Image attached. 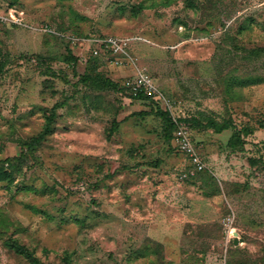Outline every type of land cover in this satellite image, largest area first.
I'll return each instance as SVG.
<instances>
[{
    "label": "rangeland",
    "instance_id": "374dc122",
    "mask_svg": "<svg viewBox=\"0 0 264 264\" xmlns=\"http://www.w3.org/2000/svg\"><path fill=\"white\" fill-rule=\"evenodd\" d=\"M99 36L127 38L135 64L96 68ZM0 65V170L18 158L0 264H31L13 240L47 264H264V0H0ZM138 67L160 108L200 120L185 122L204 169L155 104L92 83Z\"/></svg>",
    "mask_w": 264,
    "mask_h": 264
},
{
    "label": "trees",
    "instance_id": "16d2710c",
    "mask_svg": "<svg viewBox=\"0 0 264 264\" xmlns=\"http://www.w3.org/2000/svg\"><path fill=\"white\" fill-rule=\"evenodd\" d=\"M99 37H104V36H99ZM91 59L92 62L95 64V67L98 68V66L102 65L107 59H111L112 53L111 51H101L99 54H94L93 50H92V54H91ZM68 60L70 62H72L73 64H76L78 61V57L73 55L72 52L69 50L68 56H67ZM2 70V65H0V72ZM93 77V76H91ZM95 87L99 88V89H105V88H120L122 90H125L129 93L130 97L136 100H142V101H147L149 103H153L156 105L157 107V111L158 113L162 116V118L166 121L167 123V128H168V132L167 133V140L171 141V143L173 144L174 147H176L173 143L174 140V136H175V131L177 129V122L176 120L173 118L172 114L170 111L168 110H164L162 108L159 107V101L158 98L155 94H147L144 93L143 91L140 92L138 95L134 96L124 85L118 82H115L114 80H112L109 77H104V76H100L97 78H92ZM125 81V80H124ZM242 82V81H241ZM245 83V82H242ZM56 105H61V104H56ZM55 117V111H52L50 113V115L48 116L47 119V123L45 125V128L43 129L42 132H40L38 135H35L31 138L30 141L26 142V147L30 152H34L36 150V148L41 145L42 140L46 137V135L48 133L51 132L52 130V124H53V120ZM184 120V122L186 121L187 123L192 122L196 125H200L201 122L198 118L196 117H187V118H182ZM185 122V123H186ZM211 126L215 127L218 129V131H223L224 129L228 128L229 124H217L215 122H213L211 124ZM114 128V126H113ZM247 132H249V129H245ZM233 137H237V132L233 134L232 138L229 140V145L230 146H235L236 142L233 139ZM177 148V147H176ZM18 158L17 157H13V158H7V162L8 165H10V167L4 169L3 171L0 170V180L1 179H5V178H9V175H11L12 171L17 170L18 168V164H17ZM10 168L12 171H10ZM14 169V170H13ZM9 245H11L13 248L16 249L17 252L25 255L26 257L29 258L30 263L31 264H47L45 262H42L37 256L34 255L33 251H31L26 245L19 243L17 240H13L8 242Z\"/></svg>",
    "mask_w": 264,
    "mask_h": 264
},
{
    "label": "built area",
    "instance_id": "2783aa9c",
    "mask_svg": "<svg viewBox=\"0 0 264 264\" xmlns=\"http://www.w3.org/2000/svg\"><path fill=\"white\" fill-rule=\"evenodd\" d=\"M91 41L95 42L93 53L99 54L101 51H111L113 57L109 60L115 65L131 66L135 64L128 51L129 42L127 38L118 36L94 37L91 38ZM124 85L134 96L143 91L147 94H155L158 99L168 103L165 95L155 83L153 76L144 67H138L135 74L125 79ZM176 122L178 126L173 140L174 145L182 152L189 154L190 164L194 170L200 171L204 169L205 163L195 150L187 124L182 120H176ZM227 219L229 222L232 221L231 216Z\"/></svg>",
    "mask_w": 264,
    "mask_h": 264
},
{
    "label": "water",
    "instance_id": "95a60500",
    "mask_svg": "<svg viewBox=\"0 0 264 264\" xmlns=\"http://www.w3.org/2000/svg\"><path fill=\"white\" fill-rule=\"evenodd\" d=\"M234 242H235V244H237L239 242L237 237L235 238Z\"/></svg>",
    "mask_w": 264,
    "mask_h": 264
}]
</instances>
